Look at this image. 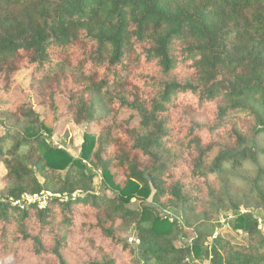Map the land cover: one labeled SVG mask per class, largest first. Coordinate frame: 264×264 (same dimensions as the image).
Here are the masks:
<instances>
[{
    "label": "trees",
    "instance_id": "obj_1",
    "mask_svg": "<svg viewBox=\"0 0 264 264\" xmlns=\"http://www.w3.org/2000/svg\"><path fill=\"white\" fill-rule=\"evenodd\" d=\"M0 127V264H264V0H0Z\"/></svg>",
    "mask_w": 264,
    "mask_h": 264
},
{
    "label": "rangeland",
    "instance_id": "obj_2",
    "mask_svg": "<svg viewBox=\"0 0 264 264\" xmlns=\"http://www.w3.org/2000/svg\"><path fill=\"white\" fill-rule=\"evenodd\" d=\"M30 73L27 70H22L19 73H17L14 76V82L20 85L22 88L27 89L30 86ZM10 93V92H9ZM62 121L65 123L63 129H58L55 132V135L50 139V143L60 149L65 150L68 154H70L73 158L79 157L80 154V148L81 143L83 139L84 132L86 131V124H80L75 123L74 121H71L67 118H63ZM4 130L0 127V135L3 134ZM257 143L259 146L264 145V133L257 136ZM264 161V159H263ZM96 177L94 179V193L95 195H100L103 189L102 186V178L99 173V171L95 172ZM6 181V172L0 164V190L3 188ZM140 204L137 201H133L131 204V209L137 211L139 213L140 211ZM145 206L149 207H155V205L152 202V198H149L147 201L143 203ZM205 208L203 207L202 211ZM241 211H244L243 208H240ZM162 212V211H161ZM253 214L259 219V229L261 234L264 236V212L254 210ZM164 218L165 217H172L181 219V212H178V214H175L170 209H163V212L161 214ZM232 217V212L229 214L222 213V216L219 220L210 219V221L207 222V229L208 233H213L214 235L221 234V235H229L233 239V243H238L242 241V238L239 236L238 233H235L231 230L230 225L228 224V221ZM192 222L194 224L198 223L202 220L201 216H196L191 218ZM185 236H183L180 240L175 241V245L177 247L188 245L193 239L194 233L192 231V228H185L184 230ZM123 238H126L134 247L136 246L137 237L133 230L126 231L124 234H122ZM208 245L211 246V239H208ZM194 264H209L208 260L203 261H195Z\"/></svg>",
    "mask_w": 264,
    "mask_h": 264
},
{
    "label": "built area",
    "instance_id": "obj_3",
    "mask_svg": "<svg viewBox=\"0 0 264 264\" xmlns=\"http://www.w3.org/2000/svg\"><path fill=\"white\" fill-rule=\"evenodd\" d=\"M54 198H57L59 201L67 200L66 195L42 192L37 195H24L20 200L13 201L12 205L17 206L20 210H23L26 208L27 205L35 204L37 208L42 209L47 203L52 201Z\"/></svg>",
    "mask_w": 264,
    "mask_h": 264
}]
</instances>
